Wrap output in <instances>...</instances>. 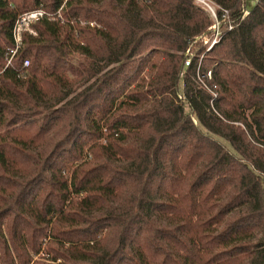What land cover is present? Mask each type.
<instances>
[{
    "label": "trees",
    "instance_id": "1",
    "mask_svg": "<svg viewBox=\"0 0 264 264\" xmlns=\"http://www.w3.org/2000/svg\"><path fill=\"white\" fill-rule=\"evenodd\" d=\"M208 1L0 0V264H264V0Z\"/></svg>",
    "mask_w": 264,
    "mask_h": 264
},
{
    "label": "built area",
    "instance_id": "2",
    "mask_svg": "<svg viewBox=\"0 0 264 264\" xmlns=\"http://www.w3.org/2000/svg\"><path fill=\"white\" fill-rule=\"evenodd\" d=\"M198 7H200L212 20V26L209 28L211 31L210 38H204V43L209 46V49L216 44L222 34V26H226L227 30L232 29V25L228 22L227 12L221 11V15L218 16V8L214 6L208 0H197ZM247 15V12H245ZM44 18V13L42 11H34L31 13H27L18 18L15 28H14V38L16 42V49L11 51V58L15 55L16 51L19 49L21 45V35L23 32H27L30 34H34L31 26L42 20ZM11 58L8 60V64L11 62ZM29 65L28 60L23 61V68H27ZM210 77V74H208Z\"/></svg>",
    "mask_w": 264,
    "mask_h": 264
},
{
    "label": "rangeland",
    "instance_id": "3",
    "mask_svg": "<svg viewBox=\"0 0 264 264\" xmlns=\"http://www.w3.org/2000/svg\"><path fill=\"white\" fill-rule=\"evenodd\" d=\"M256 1L257 0H246L245 9L247 11H250L254 7ZM195 3H196L197 6H199L197 0H195ZM208 38H210V36ZM204 45H206V44L204 43ZM206 46H208V45H206Z\"/></svg>",
    "mask_w": 264,
    "mask_h": 264
},
{
    "label": "crops",
    "instance_id": "4",
    "mask_svg": "<svg viewBox=\"0 0 264 264\" xmlns=\"http://www.w3.org/2000/svg\"><path fill=\"white\" fill-rule=\"evenodd\" d=\"M247 13H248V11H247Z\"/></svg>",
    "mask_w": 264,
    "mask_h": 264
}]
</instances>
